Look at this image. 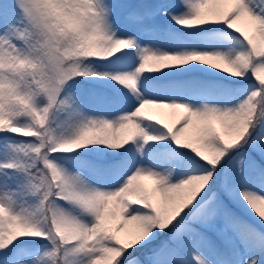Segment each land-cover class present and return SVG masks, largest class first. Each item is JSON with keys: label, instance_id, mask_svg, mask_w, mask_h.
Returning <instances> with one entry per match:
<instances>
[{"label": "snow or ice", "instance_id": "snow-or-ice-1", "mask_svg": "<svg viewBox=\"0 0 264 264\" xmlns=\"http://www.w3.org/2000/svg\"><path fill=\"white\" fill-rule=\"evenodd\" d=\"M0 264H264V0H0Z\"/></svg>", "mask_w": 264, "mask_h": 264}, {"label": "rangeland", "instance_id": "rangeland-1", "mask_svg": "<svg viewBox=\"0 0 264 264\" xmlns=\"http://www.w3.org/2000/svg\"><path fill=\"white\" fill-rule=\"evenodd\" d=\"M160 114L159 118L164 119L165 121L172 123L175 119V117L172 115L173 110L169 109H163V110H157ZM145 184L150 186V182L145 181Z\"/></svg>", "mask_w": 264, "mask_h": 264}]
</instances>
